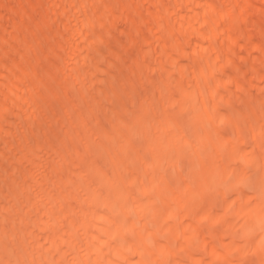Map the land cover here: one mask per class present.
<instances>
[{
    "label": "bare ground",
    "instance_id": "6f19581e",
    "mask_svg": "<svg viewBox=\"0 0 264 264\" xmlns=\"http://www.w3.org/2000/svg\"><path fill=\"white\" fill-rule=\"evenodd\" d=\"M262 133L264 0H0V264H264Z\"/></svg>",
    "mask_w": 264,
    "mask_h": 264
},
{
    "label": "snow or ice",
    "instance_id": "6c2138e0",
    "mask_svg": "<svg viewBox=\"0 0 264 264\" xmlns=\"http://www.w3.org/2000/svg\"><path fill=\"white\" fill-rule=\"evenodd\" d=\"M172 123L174 129L177 131L170 134L171 138L175 141L174 147H172L173 159L176 164L183 165L184 161H188V166L191 168L195 162V156L197 149L199 147L196 134L193 131L190 122L182 111H175V106H173ZM183 133V136L180 135ZM262 141H264V133H262ZM220 150H224L223 145L218 146ZM264 147V143H262ZM203 153L201 152V155ZM261 186V196L264 199V176L260 178ZM231 198V197H230ZM251 204H249V207ZM262 211H264V206H262ZM264 227V225H262Z\"/></svg>",
    "mask_w": 264,
    "mask_h": 264
}]
</instances>
